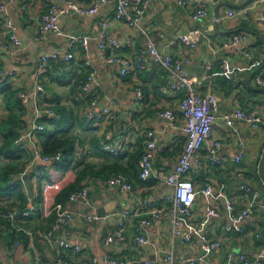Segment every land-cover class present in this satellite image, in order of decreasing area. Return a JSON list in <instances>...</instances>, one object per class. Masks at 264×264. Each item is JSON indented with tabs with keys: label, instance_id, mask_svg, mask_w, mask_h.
<instances>
[{
	"label": "crops",
	"instance_id": "1",
	"mask_svg": "<svg viewBox=\"0 0 264 264\" xmlns=\"http://www.w3.org/2000/svg\"><path fill=\"white\" fill-rule=\"evenodd\" d=\"M2 1L7 3V0ZM77 1L88 4L90 0ZM221 2L225 1L215 0L206 18L193 20L190 16L191 10L179 6L176 0H149L148 8L141 19V25L151 34L162 30L163 36H155L159 49L184 53L186 49L183 46H169L168 42L179 33L192 28L202 30L213 45L212 49L209 48L206 39L200 36L197 46L186 51L190 57L187 70L194 77V88L199 93L210 91L216 99L211 138L197 151L190 173L195 187L200 189L206 183H210L214 192L221 188L222 193L233 200L237 209L245 207L249 197L240 189L241 184H251L260 190L255 205L240 223L239 232L224 229L229 222V214L222 197L207 201L202 194L196 196L191 207L190 219L193 223H198L206 217V207L215 206L218 215L208 217L204 229L211 238L218 239L220 245L202 259H197L195 264H221L229 253H243L254 259L264 251V90L251 88L246 83L251 72L264 61V22L260 19L264 16V2L256 4L251 0L241 7L232 6L235 11L248 7L247 18H242L240 14L228 17L226 12L229 6L221 5L217 21L220 30L223 31L219 32L214 26L216 19L213 17L216 7ZM47 3L48 0L8 3L17 35L23 43L18 57L24 58L17 60L0 51V79H7L17 92L28 90L32 85L38 56L46 52L57 54L56 59L49 60L47 72L43 76L45 90L40 95L39 102L42 106H50L57 111L59 106H63L71 114L70 134L75 136L74 157L71 165L65 170L57 169L52 163L35 162L29 167L26 165L21 171L24 172L23 190L27 199L32 200L35 209L28 216L13 223L12 229L0 231L1 262L38 264L41 260L53 261L55 251L47 245L42 235L54 218L53 213H47V210L53 203L58 202L57 196L61 190L75 183L77 170L82 164L88 165L92 172L83 177L77 187L80 184L89 187L92 207L85 208L79 202L69 204L75 212L74 219L68 225L69 237L81 249L78 252L72 248L66 250L64 256L67 260L73 264H80L82 260L92 257L102 259L104 256H110L127 264H137L138 261L146 259L151 260L152 264H168L163 260L165 252H170L174 261L189 256L198 258L203 254L198 242H181L180 235L173 233L169 218L153 220L145 231L138 230L139 221L145 217L146 209L164 206V196L172 192V187L164 182V178L174 169L186 138L182 129L184 120L179 110L183 90L172 91L167 84L165 70L153 62L148 61L144 69L120 78L118 65L105 62L99 57L94 39L100 28L99 20H109L107 29L110 35L131 40L130 44L122 47L121 53L131 55L143 43L142 35L135 29L112 18V5L103 6L92 15L68 12L60 16L59 24L65 33L86 34L91 37L86 53L80 44L75 43L72 48L75 58L65 60L67 37L48 33L42 39H35L38 34L39 18ZM241 32L246 34V38L238 45L232 47L221 45L223 39ZM5 36L6 31L0 19V40ZM85 54L95 71L100 103L104 104L111 100L113 106L118 109V118L113 124L88 120L84 116L83 102L80 103L81 96L77 94L76 84L86 73L87 68L83 63ZM224 62L227 64L226 70L221 66ZM208 64L211 68L207 71ZM258 72L252 76L251 84L264 87L255 81ZM137 87L142 90L141 99L136 97ZM22 107L20 119L23 128L20 133L28 129L33 115L31 110ZM235 107L255 110L261 117L259 126L251 128L243 122L236 121L239 134H232L230 128L224 124L222 116ZM163 108L173 109L174 124L157 116L156 112ZM6 113L5 100L0 95V120ZM48 126L50 130L53 128L52 125ZM109 128L112 129L115 139L121 135L125 141L124 150L118 155H112L100 147V141ZM148 130H153V136L156 138L152 159L155 177L150 178L153 181L146 184L143 180L131 176L125 168L129 155L137 148L144 147ZM237 137L243 140L245 152L243 158L236 163L233 161V154L237 149ZM214 138L222 140L223 146L219 162L211 164L207 145ZM37 139L40 142V134H37ZM22 145L27 148L30 161L31 147L27 141H23ZM79 148L83 155L77 160ZM7 163L8 161L0 156V170ZM114 168L118 169L116 172L125 174L132 181L131 193L101 185L99 180L115 172ZM136 168L139 170L138 166ZM144 198L147 199L149 206L141 203ZM17 203L14 194L0 196V207L15 208ZM124 208H128L134 214L125 220L123 240L106 241V237L117 227L114 216L94 221H87L83 216L87 211L104 215ZM139 234L145 235L150 244L136 246L134 240Z\"/></svg>",
	"mask_w": 264,
	"mask_h": 264
},
{
	"label": "built area",
	"instance_id": "2",
	"mask_svg": "<svg viewBox=\"0 0 264 264\" xmlns=\"http://www.w3.org/2000/svg\"><path fill=\"white\" fill-rule=\"evenodd\" d=\"M23 0H7V3L0 0V19L6 31L4 39L0 40V51L14 57L15 59H23L18 57L19 51L23 48V43L16 32V26L11 16L8 3L18 4ZM231 4L241 3L243 0H224ZM264 0H254V3H263ZM179 6L189 8L191 10L190 16L193 20L206 18L210 13V7L215 3V0H176ZM149 0H90L88 4H81L77 0H48L45 10L41 13L39 18L38 34L35 39H42L46 34L51 33L56 36H65L68 38V45L64 51V59L70 60L75 58L72 50L73 44H80L81 49L86 53L91 37L86 34H67L60 24V16L72 12L81 15H92L106 5H112V18L116 21L124 22L131 28L135 29L143 37V43L131 55L120 52L125 44H130L131 40L120 39L114 37L108 32L109 20H99V30L96 33L95 45L98 55L101 59L108 63H115L118 65V74L121 77H126L128 74L136 70L144 69L147 62H153L161 66L167 74V84L174 92L183 90L182 97L179 101V110L183 117L182 129L186 134V138L180 151L174 169L164 178V182L172 187L171 194L164 196L165 205L162 207H150L146 209L145 217H143L138 224V230H146V227L153 220H162L169 218L172 225V231L176 235H180V240L183 243L198 242L203 251L201 256H189L179 261H174L170 252H165L163 260L168 264H195L197 259H202L204 255L209 254L214 249L219 247L220 241L211 238L205 232V224L208 217L217 216L218 211L215 206L208 205L206 207V217L201 219L198 223H193L190 219L191 207L198 194H202L206 200L222 197L225 202V207L229 214V222L224 226L226 231L234 230L241 231L240 223L246 218L250 212V208L255 205L256 200L260 194L258 187L251 184L243 183L240 189L246 192L247 197L246 206L237 209L233 200L222 193L221 188L214 192L210 183H206L202 188L197 189L190 173L193 168V162L196 159V153L203 143L211 138V132L215 119V95L210 92L199 93L194 88V77L190 75L187 70V65L190 62V57L187 55V50H192L197 46V40L203 36L210 44L208 36L199 28H192L187 32L179 33L172 38L169 46L181 45L186 51L183 53H173L165 49L157 47L155 36H163L162 30H157L151 34L145 27L141 25V19L148 8ZM248 7L242 8L240 11H235L232 6H229L226 12L228 17H233L240 14L242 18H247ZM213 19H216L213 17ZM260 19L264 22V16ZM246 38L245 33L231 34L221 41L224 47H232L238 45ZM56 53H41L35 65V72L31 88L28 90H20L17 92V97L21 100L23 106L33 112L30 126L27 130L20 133L15 143L20 144L27 141L32 150L31 161L28 165L35 162L47 164L61 159V152L55 154H44L41 150L37 139V134L44 129V124L40 121L41 116H51L59 118V112L50 106H42L39 102L40 95L44 92L43 76L47 72V66L50 59H56ZM83 63L85 65L86 73L84 77L79 80L80 96L83 100V113L88 120L99 121L102 123L113 124L118 118V109L113 106L111 100L107 103L101 104L99 94L96 90L97 79L93 65L88 59L87 54L84 56ZM222 69H227V64H221ZM211 66L208 64L206 70H210ZM10 73V72H9ZM255 81L259 85H264V66L259 70L255 77ZM136 97L141 99L143 97L142 90L136 88ZM157 116L165 118L169 123L174 124L175 114L171 108H163L158 110ZM224 124L228 126L232 134L238 135L239 129L236 121L243 122L251 128H257L260 124V115L252 109H244L243 107H235L226 112L222 116ZM78 146V142H76ZM101 148L112 154H120L125 147V141L121 135L117 139L113 136L111 128L105 131V134L100 141ZM223 142L218 138H214L207 145V154L211 164L219 162V154L222 149ZM156 148V138L153 136V130L146 131V139L143 151L138 160L139 179L146 180L150 177H155L153 172L152 159ZM244 142L240 137H237V149L233 154V161L239 162L244 155ZM83 151L79 148L76 154V159L82 158ZM24 172H20L21 177ZM101 185H107L117 188L120 191L131 193L133 190L132 181L125 174L112 173L106 178H101ZM79 202L85 208L92 207V201L89 197V187L82 186L76 190L71 191L65 202H55L47 210V213H53L54 219L49 227L43 232V239L48 246L55 251L53 261L41 260L38 264H73L64 256L66 250L72 248L74 251H80V246L75 244L70 239V232L68 225L72 222L75 212L69 206L70 203ZM143 205L147 206L146 198L141 200ZM149 206V205H148ZM35 209L32 200L27 199V207L22 211L16 208H8L6 210L0 209V219L15 223L18 219L24 218ZM132 213L128 208L120 211L111 212L104 215H98L95 212L87 211L83 213L87 221H94L101 218L115 217L117 227L112 234L106 237V241L113 239H124L125 220L131 216ZM136 246H144L150 244V240L142 234L135 237ZM149 259L138 261L137 264H152ZM0 264H3L0 260ZM80 264H127L125 261L104 256L102 259L92 257L85 259ZM221 264H264V251L258 254L254 259L248 258L243 253L232 254L229 253L226 260Z\"/></svg>",
	"mask_w": 264,
	"mask_h": 264
},
{
	"label": "trees",
	"instance_id": "3",
	"mask_svg": "<svg viewBox=\"0 0 264 264\" xmlns=\"http://www.w3.org/2000/svg\"><path fill=\"white\" fill-rule=\"evenodd\" d=\"M83 74L82 77H84ZM79 79V80H80ZM79 83V81H78ZM78 83L77 94L80 95V89ZM0 95L5 100V106L7 113L0 120V156L5 158L8 163L0 170V196H7L14 194L18 205L15 207L18 211H22L27 205V197L22 185V176L19 173L26 167H28L30 161L28 159V150L22 145V143H15L16 137L20 134V130L23 128V122L20 119L21 112L23 110V104L17 97V89L12 87L7 79H0ZM80 97V96H79ZM80 103L83 102L80 97ZM60 117L54 119L50 116H43L40 121L44 124V129L38 133L41 136L39 142L41 150L44 154H55L61 152V159L52 162L57 169H67L73 160L75 151V136L70 134L71 130V114L65 110V107L59 106L58 108ZM48 125H52L50 130ZM101 147V145H100ZM143 151V147L137 148L128 157V163L125 168L126 172L131 176L139 179L138 160ZM29 161V162H28ZM80 163V162H79ZM34 164V163H33ZM112 173H117V168H114ZM92 171L89 170V166L82 164L81 168L77 170L75 183L70 184L61 190L57 196L58 202H64L67 199L68 194L83 186L77 184L83 177L89 175ZM152 178V177H150ZM143 180V183L149 184L153 179ZM141 180V179H139ZM142 181V180H141ZM64 199V200H63ZM14 207H0V209L6 210ZM54 219V218H53ZM53 221V220H52ZM13 223L0 219V231L2 229L10 230L13 228ZM12 230L11 233H13Z\"/></svg>",
	"mask_w": 264,
	"mask_h": 264
},
{
	"label": "water",
	"instance_id": "4",
	"mask_svg": "<svg viewBox=\"0 0 264 264\" xmlns=\"http://www.w3.org/2000/svg\"><path fill=\"white\" fill-rule=\"evenodd\" d=\"M250 1H251V0H244L243 2H241V3H237V4H231V3L227 2V1L219 3L218 6L216 7V10H215V18H216V20H215L214 26H215L216 30H218L219 32L223 31V30H220V28H219V23H218V21H217L218 18H219V10H218V9H219V7H220L221 5H226V6H238V7H241V6L246 5V4L249 3ZM263 66H264V61H263L259 66H257V67L251 72L250 76L247 78L246 83H247V85L250 86L251 88H254V89H257V90H264V87H262V86H254V85L251 84V78H252V76H253L257 71H259ZM100 215H101V214H100Z\"/></svg>",
	"mask_w": 264,
	"mask_h": 264
}]
</instances>
